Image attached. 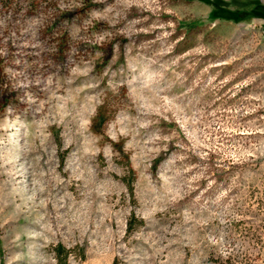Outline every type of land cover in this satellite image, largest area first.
Instances as JSON below:
<instances>
[{"label": "rangeland", "instance_id": "obj_1", "mask_svg": "<svg viewBox=\"0 0 264 264\" xmlns=\"http://www.w3.org/2000/svg\"><path fill=\"white\" fill-rule=\"evenodd\" d=\"M115 261L264 264V0H0V264Z\"/></svg>", "mask_w": 264, "mask_h": 264}, {"label": "trees", "instance_id": "obj_2", "mask_svg": "<svg viewBox=\"0 0 264 264\" xmlns=\"http://www.w3.org/2000/svg\"><path fill=\"white\" fill-rule=\"evenodd\" d=\"M104 116H105L104 109L102 110V107H101V109H99V111H98V114H97L96 119H98V120L105 119ZM130 172L133 175L134 169L131 168V171ZM125 177H126L125 179L127 180L128 185H129V187H130V189L132 191V186H131V183L129 181L130 180V177H128V176H125ZM135 218H136V215L135 214H132L131 218L128 221L129 222L128 229H132L134 227V222L133 221L135 220ZM57 249H58L59 255H61V253L63 252L62 250H65L64 247H62L61 250H60V247H57ZM112 264H117V262L115 261Z\"/></svg>", "mask_w": 264, "mask_h": 264}]
</instances>
